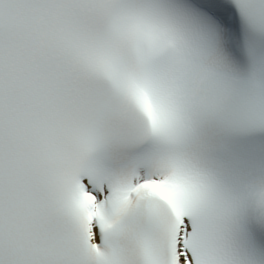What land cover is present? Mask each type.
Wrapping results in <instances>:
<instances>
[{
  "label": "snow or ice",
  "instance_id": "6c2138e0",
  "mask_svg": "<svg viewBox=\"0 0 264 264\" xmlns=\"http://www.w3.org/2000/svg\"><path fill=\"white\" fill-rule=\"evenodd\" d=\"M0 264H264V0H0Z\"/></svg>",
  "mask_w": 264,
  "mask_h": 264
}]
</instances>
